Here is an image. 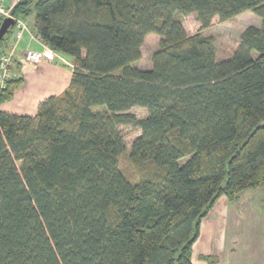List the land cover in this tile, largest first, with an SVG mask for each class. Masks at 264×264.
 Wrapping results in <instances>:
<instances>
[{"label": "trees", "instance_id": "1", "mask_svg": "<svg viewBox=\"0 0 264 264\" xmlns=\"http://www.w3.org/2000/svg\"><path fill=\"white\" fill-rule=\"evenodd\" d=\"M246 12L259 23L218 60L202 31ZM11 15L73 69L34 116L0 111V264H193L216 202L264 184V0H20ZM24 82L12 75L0 104ZM123 127L138 132L134 180Z\"/></svg>", "mask_w": 264, "mask_h": 264}, {"label": "crops", "instance_id": "2", "mask_svg": "<svg viewBox=\"0 0 264 264\" xmlns=\"http://www.w3.org/2000/svg\"><path fill=\"white\" fill-rule=\"evenodd\" d=\"M18 1L20 0H7L6 3L9 6L16 4ZM25 36L27 39L24 37L23 40L22 38L16 45L14 56L18 65L17 67L16 64L14 65L12 72L13 75L21 74L24 79L33 76L35 82L31 85L24 82L10 101L0 104V111L17 116H34L40 102L46 98L60 95L68 87L72 70L69 71L67 68L47 62L35 66L24 64L21 58L24 49H32L31 46L34 44L38 51L43 50L39 41L32 40L27 33H25ZM12 38L13 35L11 34L5 43L6 47L9 46L8 44H13ZM7 49H5V52L8 51ZM26 70L27 73L23 76ZM261 188L254 189L256 190L254 191L255 197L248 191L242 194L238 200L229 201L227 198L221 197L216 202L214 207L202 219L200 236L195 242L196 244L201 238L207 240L211 236L209 244L206 241V245L201 246L200 251L197 253H194L195 244L193 245V264H264L263 261L252 262L254 257L260 259L258 255L263 253L261 250L262 243L259 247L254 246V242H257V235H261L258 228L262 227L261 224L264 222V195L259 192ZM242 222L248 223L249 229L239 228L243 224ZM251 225L255 227V230L252 229ZM226 229L227 241L225 239L222 242ZM255 232L260 233L255 234ZM243 238L245 239L241 240ZM225 252H227L229 259L226 262L222 260ZM236 253H240V256H236Z\"/></svg>", "mask_w": 264, "mask_h": 264}, {"label": "rangeland", "instance_id": "3", "mask_svg": "<svg viewBox=\"0 0 264 264\" xmlns=\"http://www.w3.org/2000/svg\"><path fill=\"white\" fill-rule=\"evenodd\" d=\"M25 21L28 24L30 22V24L32 25V17H30L29 20H25ZM259 21H260V19L258 16L254 15L251 12H246V13L240 14L239 16H237L236 18H233L232 20L226 21L224 23L216 24V25L210 27L209 29L203 30L202 34L203 35H213V37L215 38V48H216L217 57H218L217 59L221 60V59H224V58L230 56V54L238 47L239 41H240V35L243 32V30L247 26H253V25L256 26L259 23ZM182 23H183V27L185 28V30L188 34H194L196 32H199L200 26L196 22L195 14H191L189 16L183 17ZM30 29H31V27H30ZM5 36L8 39L10 37L9 34H7ZM24 37H25V39H27L25 35H24ZM24 37H23V40H24ZM34 40L39 41L38 38H36ZM12 41H13V38H12ZM159 41H160L159 36H157L155 34H149L145 37L143 45L141 47V59L136 64L137 67H139L141 69L149 68L150 62H151V56H152L153 52L157 49ZM8 45L10 46V44H8ZM5 46H6V44H5ZM9 46L5 47V48H9ZM42 47H43V49L45 48V46L43 44H42ZM31 48L34 50L38 49V48H36V46L34 44H32ZM24 50H26V49H24ZM43 62L62 66L64 68H67V70H69V71L73 69L71 59L66 58L64 56L62 57V55H61V57H59L55 60L43 61ZM17 65L18 64L16 63V67H17ZM23 66L27 67L28 65L27 66L23 65ZM25 73H27V70L24 72L23 76H25ZM24 81L28 85H31L35 82V78L33 76H29L28 79H24ZM130 112L135 114L138 118H144L147 114L145 109H142L139 107L131 109ZM120 131L122 132V136H123L125 144H126L127 153L123 154L119 158V167H120L121 171L123 172V174L127 178L134 180V179H136V177H135L133 169L130 166L127 154L129 152L130 145H131L133 139L138 135V132H137V130H135L131 127H123L120 129ZM260 187H262V188L259 192H262V194L264 195V186H260ZM260 187H258V188H260ZM254 191H256V190H254V189L250 190L249 193H252V195L255 197L256 194H254L255 193ZM261 226L262 227L258 228L261 233L255 232V234L260 233L261 235H259V234L257 235L258 236L256 239L257 242H254V246L256 245L257 247H259L262 243L263 247H261L262 248L261 250L263 251V253H260V255H258L260 257V259H257L258 257H256V258L254 257L252 259L253 263L262 262V261L264 262V222L261 224ZM251 227L253 230H255V227H253L252 225H251ZM239 228H241L243 230L249 229V224L243 223L241 225V227H239ZM225 235L222 237V242L225 239L227 241V237H228L227 229L225 231ZM210 237L207 240H205V238H201L200 241L195 244L194 253L199 252L201 249V246L206 245V241H208V244H209ZM244 239L245 238H243L241 240H244ZM211 241H212V239H211ZM236 256L239 257L240 253H236ZM244 258L247 259L246 256H244ZM222 260L224 262L229 260L228 256H227V252H225L223 254Z\"/></svg>", "mask_w": 264, "mask_h": 264}, {"label": "built area", "instance_id": "4", "mask_svg": "<svg viewBox=\"0 0 264 264\" xmlns=\"http://www.w3.org/2000/svg\"><path fill=\"white\" fill-rule=\"evenodd\" d=\"M6 1L7 0H0V24L5 18L13 19V44L10 45L8 51L0 57V92L4 89L6 81L13 75L11 69L16 61L14 55L17 43L22 40L25 33H27L32 40L38 38L31 32L30 25L26 21L16 19L11 15V9L14 5L8 6ZM59 57H61L59 53L54 52L47 47L41 51L26 49L21 56L24 64L32 66L39 65L43 61H52Z\"/></svg>", "mask_w": 264, "mask_h": 264}, {"label": "water", "instance_id": "5", "mask_svg": "<svg viewBox=\"0 0 264 264\" xmlns=\"http://www.w3.org/2000/svg\"><path fill=\"white\" fill-rule=\"evenodd\" d=\"M13 25V19L5 18L0 24V41L8 33L9 28Z\"/></svg>", "mask_w": 264, "mask_h": 264}]
</instances>
